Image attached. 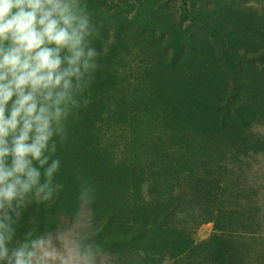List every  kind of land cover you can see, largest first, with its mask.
Instances as JSON below:
<instances>
[{
    "label": "rangeland",
    "instance_id": "374dc122",
    "mask_svg": "<svg viewBox=\"0 0 264 264\" xmlns=\"http://www.w3.org/2000/svg\"><path fill=\"white\" fill-rule=\"evenodd\" d=\"M101 67L53 158L62 230L87 190L105 264H264V0H82Z\"/></svg>",
    "mask_w": 264,
    "mask_h": 264
},
{
    "label": "clouds",
    "instance_id": "9594fccd",
    "mask_svg": "<svg viewBox=\"0 0 264 264\" xmlns=\"http://www.w3.org/2000/svg\"><path fill=\"white\" fill-rule=\"evenodd\" d=\"M82 0H0V264H105L85 190L62 230L21 239L32 205L54 202L57 140L101 67Z\"/></svg>",
    "mask_w": 264,
    "mask_h": 264
}]
</instances>
